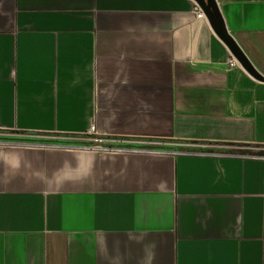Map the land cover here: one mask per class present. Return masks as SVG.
<instances>
[{"label": "crops", "instance_id": "1", "mask_svg": "<svg viewBox=\"0 0 264 264\" xmlns=\"http://www.w3.org/2000/svg\"><path fill=\"white\" fill-rule=\"evenodd\" d=\"M216 1L264 75V0ZM194 5L0 0V132L129 148L0 145V264H264V81Z\"/></svg>", "mask_w": 264, "mask_h": 264}, {"label": "water", "instance_id": "2", "mask_svg": "<svg viewBox=\"0 0 264 264\" xmlns=\"http://www.w3.org/2000/svg\"><path fill=\"white\" fill-rule=\"evenodd\" d=\"M202 10L205 18L210 24L213 32L227 47L230 55L240 64L250 75L258 80L264 81L261 74L251 63L247 55L239 46L232 34L227 30L216 0H193Z\"/></svg>", "mask_w": 264, "mask_h": 264}, {"label": "built area", "instance_id": "3", "mask_svg": "<svg viewBox=\"0 0 264 264\" xmlns=\"http://www.w3.org/2000/svg\"><path fill=\"white\" fill-rule=\"evenodd\" d=\"M194 11L197 17H205L202 10L200 7L195 3L194 5ZM229 65H235L237 64V61L231 57L228 60ZM88 139L87 144H76V143H56L54 145L58 147H65L69 149H88V150H95L99 152H117V151H123V150H128L129 148L127 147H122L118 146L115 144H109L110 142L114 141L113 139L104 137L97 132H95L94 127H91L90 130L88 131V134L86 136ZM13 141L5 140V139H0V145H4L7 143H12ZM23 143H29V144H35V145H45L46 143H41V142H23ZM134 149V148H131ZM171 153H185V154H195V155H215V156H224V155H238L237 153L234 152H223V151H214L210 149H185V150H171ZM244 156V154H239Z\"/></svg>", "mask_w": 264, "mask_h": 264}, {"label": "rangeland", "instance_id": "4", "mask_svg": "<svg viewBox=\"0 0 264 264\" xmlns=\"http://www.w3.org/2000/svg\"><path fill=\"white\" fill-rule=\"evenodd\" d=\"M0 139L5 140H18V141H40V142H56V143H76V144H87L88 139L86 137L77 136L74 134H67V135H51V134H38V133H31L26 135H18V134H11V133H2L0 132ZM121 143L136 146V147H150V146H174L173 143L170 142H157L151 140H144V139H125L120 141Z\"/></svg>", "mask_w": 264, "mask_h": 264}]
</instances>
